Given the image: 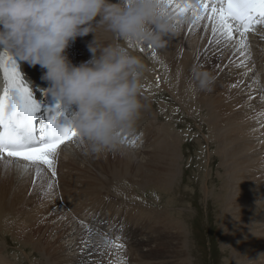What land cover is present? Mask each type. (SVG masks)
<instances>
[{
  "label": "rangeland",
  "instance_id": "374dc122",
  "mask_svg": "<svg viewBox=\"0 0 264 264\" xmlns=\"http://www.w3.org/2000/svg\"><path fill=\"white\" fill-rule=\"evenodd\" d=\"M183 19L182 21L180 20L179 23V35L183 33V26L185 25V20ZM82 42L83 41H81L79 37L73 42L76 44L75 49L78 48L81 51V59H78L80 62L75 61L73 64H80L83 61L89 60L91 57V53L88 52V44L86 45L85 41L83 44ZM114 43H119L124 47L126 46L124 39L112 32L107 42H105V45ZM147 45L149 46L150 44ZM181 45L183 46V42ZM251 47H254L253 43H250V50H254V48ZM262 48L264 51V45L258 47L261 51ZM149 49H152L153 52L155 50L154 46H151ZM70 50H66V54L71 52ZM255 51L257 50L255 49L254 52ZM263 51L262 54H264ZM189 52L191 53L192 51L190 50ZM201 57L202 59H199L200 64L197 62L194 64L192 73H199L200 68L206 67L207 70L205 69V71L211 72L215 76L212 89H216L224 66L223 58H217L216 61L210 62L207 65V54L205 53ZM259 71L263 72V69ZM262 72L260 73L263 74L264 72ZM235 75L236 74H232L230 75L232 77H227L230 79L225 78L228 81L223 78V82L225 81L226 84H224L223 88H219L223 91L220 93V91L216 89L217 93L213 96V99H218L222 103L224 100H227L226 102L228 104L223 106V108L212 105L208 106L209 103L206 102L204 105L198 107L197 113L194 114L174 99L171 93L163 89L156 92L154 97L147 98V100H151V102L147 101V107L149 104L148 108L150 110L148 108V110L143 109L146 108V106L142 104L143 108L141 114L146 118L145 120L149 121L151 118L156 130L159 127L160 134L164 135L165 141L174 137L173 140L176 142V149L172 152V155H174L171 158L176 161L174 169V175L176 177L173 175V182L166 186L157 182L155 179H153L152 182L151 175H157L155 168L157 167L155 164L157 162L154 160L155 157L153 156L155 155H152V152L148 153L151 158L153 157L152 163L140 164L144 149L131 150V153L134 151L137 156L140 154V159L138 161L134 160V163H128L130 165H126L127 162H125V164V160L121 161V159H119L120 157L108 158L107 154L105 155L103 153V155H101L102 152L95 153V155H99L103 159L105 157L108 158V161L106 160L107 164L105 163L102 165V167L105 165V168L100 169L101 172H105V174L102 172L103 174L101 176L107 181V186L99 180H94V182L93 180H89V178L93 177V173L91 174L92 171L87 170L89 167L78 158L74 161L77 163L78 168L76 169L73 167L71 170L59 167L61 162L56 159V175L53 177L51 172L45 168V170H41L40 173L43 180L42 178L39 179L38 176L35 178L36 175L27 178L29 174L26 173V175V171L21 169L19 164L13 163L15 161L3 162L1 160V264H113L114 262L108 260L110 259L109 255H112L111 253L113 251L116 252V249L121 247H123L122 251L127 256V264H180L181 261L182 263L186 261L187 264H234L233 262L237 260L234 251L239 253V247H234L230 243L231 240L227 235V233H230V226L228 225L233 224L231 221L232 217L230 218L228 215L233 214L235 211V209L229 206L231 203L230 201L233 197L236 199L244 198L245 200H250L253 195L250 194V188L248 189L249 182L255 187V191L263 188V194L261 192L259 199L264 197V181H260L259 179L261 176H264V172L256 169H248L250 164H263L264 150L261 153L257 152L249 157H244V160L242 159L245 152L248 153L255 149L258 151L261 147L260 145L264 142V134L257 137L254 136L253 139L248 141L246 147L242 148V146L238 145L240 140L246 139L247 136L250 135L253 136L256 133L254 131L261 126L243 129L264 109V102L259 106H246L247 104L245 101L229 104L230 100L233 99V90L240 84L239 79L237 80ZM242 75H239V77ZM252 75L254 74L246 76L245 80L253 81L256 77ZM257 79L258 78H256V81ZM246 81L244 83H246ZM259 86L260 90L258 94H254V97L260 95L264 100V80H259ZM219 104L222 105L221 103ZM147 111H150V113ZM221 120L223 121L221 122ZM159 141H157L156 144H160L161 141ZM235 145L237 147L236 152L233 159L230 160V157H228V155L226 156L225 149L230 147L234 148ZM147 149L149 151L151 148ZM143 155L147 156L146 154ZM118 160L120 161V163H118L119 165L117 164V162H119ZM233 161L235 163L243 161V163L239 166L233 163ZM116 164L117 167H114ZM127 166L132 169H129ZM109 172H111L110 174L112 177L109 176ZM232 172L245 174L244 179L239 178L237 180L236 178L237 184L233 186L232 183L234 179L231 176ZM120 174L122 176H120ZM141 174L142 177L140 176ZM47 175L49 177L51 176L53 181L51 178L50 180ZM70 176H72V182ZM123 176H125V178L120 179L121 177L123 178ZM145 176H147V179ZM26 178L29 179V181L33 180L32 182L35 184L29 182ZM142 178L146 179L149 184L145 180L142 181ZM139 180L144 182V184L139 182ZM137 181L138 184L136 183ZM154 181L159 184H156ZM255 181H259L258 186L257 183H254ZM70 185H72L71 188L68 187ZM115 189L118 190V193L114 195ZM93 194L97 195L95 197L91 196ZM96 198L99 202H96ZM124 199L129 200L131 203L134 201L136 203L135 207L136 205L143 204L144 208L147 209L146 212L150 211L151 218L146 219L148 221H146L142 229L141 227L138 229L137 235H135V239L132 241L125 242L128 241L126 239L127 237H121L122 242L109 241L106 239L107 237L105 235H102L105 230L102 231L100 228H106L109 231L112 230V232H115V215L112 219L115 213L113 212L114 210L112 211V208L114 209L115 205L116 207L119 205L118 208L121 210L123 203H127V205L124 206L131 207L130 202ZM218 201L219 204L217 203ZM95 202L98 203V205ZM241 204H243V202L241 203L239 200L238 203H236V209H240ZM87 209L88 211H86ZM98 210L103 213L101 214V220H99L100 215ZM125 210L129 211L128 209ZM260 210L264 211V208ZM108 211H111V213ZM96 213H98V215H96ZM154 214H158V218L154 216ZM250 214L252 215V213ZM86 220L88 221L86 222ZM257 220L264 221V217L258 218ZM98 223L99 228L97 226ZM110 223L113 224L111 225ZM227 223L228 225H225ZM72 224L74 235L71 236V238H73L74 241V246L72 247L74 250L69 252L70 254L74 253L75 255H73L75 257L69 258L67 257L69 256L67 254L68 251H63V246H65L66 242V239H64L67 233L66 231H68ZM167 224H169L168 226L170 227L169 236H166L162 228V226ZM178 226L180 228L178 233L179 236L176 237L175 228ZM262 230H264V226L250 229L243 234V237L246 242L252 241L250 237L251 234L254 232H262ZM90 231H94L98 237L96 238L95 235H91L92 232ZM117 234H119V231H117ZM164 238L167 243L169 242L167 248H165L166 244L164 245ZM147 239H151L152 241L149 242ZM178 242L179 245L177 247ZM132 243L135 246L140 244L138 248L139 251H142L141 254H144L143 256H139L140 254L137 252L138 249L137 251L135 249L129 252L128 246L132 245ZM259 243L251 249L252 253L264 247L262 240ZM134 251L135 253H133ZM150 251L155 252V254ZM178 252L179 256L176 257L175 255L176 253L178 254ZM257 262H264V258L250 261V263Z\"/></svg>",
  "mask_w": 264,
  "mask_h": 264
},
{
  "label": "bare ground",
  "instance_id": "6f19581e",
  "mask_svg": "<svg viewBox=\"0 0 264 264\" xmlns=\"http://www.w3.org/2000/svg\"><path fill=\"white\" fill-rule=\"evenodd\" d=\"M113 2H115V0H113ZM174 2L175 3H182V2H185V0H174ZM187 2H195V0H187ZM169 12L171 13L172 10L169 9ZM172 15L175 17V13H172ZM182 19L185 20V25L183 26L184 27L183 33L181 35L177 34L175 37L169 38V41H168L166 47H163V48L154 47V49H155L154 52L156 54L154 57L151 55V53L153 52L152 49H149L150 47L147 44H138V43H133L132 41H131L132 42L131 43L128 40H124V43L126 44L125 47L130 51V53L132 55L139 57L146 66V71L144 72L143 77L141 79V86H140V91H139V97H140L141 103L146 106V108H143V109L146 110L149 107V104L147 107V101L151 102V100H147V98L154 97L156 92H158L161 89L171 93L174 96V99H176L180 104L185 106V108L192 111V113H194V114L197 113L198 107H200L201 105H204L206 102L209 103L208 106L212 105L215 107L218 106L219 108H223V106H226L228 104L226 102L227 100H224V102L222 103L218 99H213V96L215 95V93H217L216 89L218 91H220V93L223 91L222 89H219L221 87L223 88L224 84H226L225 81L223 82V78L225 79L227 77H232V76H230L232 74H236L235 78L237 80L239 79L240 84L239 83L238 84L240 86L238 85L233 90V93H232L233 99L230 100L229 104L245 101L247 104L246 106H248V105L259 106L261 103H263L264 100L262 99V96L258 95V97H254V94H258V91L260 90L259 80L260 81L264 80V73H263L264 72V54H262L263 48H262V51L260 50L261 48L258 49V47H260V45L261 46L264 45V26L256 28L250 34L246 35L247 43L245 46H242L239 33H234V39L232 41H226L222 36L213 37L212 31H211V23L207 19L201 20L197 24H193V23H191L193 17H192V14L190 11L188 13H186L184 16L179 17V20L182 21ZM111 33H112V31L108 30L107 26L104 24H98L94 27V34L96 37V41L101 46L105 45V42H107V39ZM94 34L90 33L89 35H87L85 37H79V39L81 41H83L82 44L85 41L86 45H87V44H89V42H91L93 40ZM251 40H252V42H251ZM210 41H212V43H210ZM182 42H183V46L181 45ZM250 43L254 44V47H251V48H254V50L256 49L257 51L254 52V50H250ZM75 45L76 44L72 42L70 44V46L68 47V49H66V50L71 49L70 50L71 52L67 53L66 55L68 56V58L70 59V61L72 63H74L75 61L80 62L78 59H81V55H80L81 51L78 48L75 49ZM150 46H152V45H150ZM141 49H143V51H141ZM85 50L86 49L84 48V51ZM190 50L192 51L191 53L189 52ZM205 53L208 56V58H206L207 59L206 60L207 65L210 62L216 61L217 58H220V57L223 58L222 60H223L224 66H223V70L221 73V78H219V82L217 83L218 85H216L217 88L212 89V91H210V92L202 91V90H199L196 88L190 90L188 88V84L190 81L194 82L195 77L198 74L196 71H195L196 74L192 73V71L194 69V64L196 62L199 63V59L201 60L202 59L201 56ZM87 56H88V54H87ZM82 58H84V57H82ZM19 66H20V72L24 76V81H26L27 83H30L35 88H37V87L39 88L42 86H49L48 82L43 81L41 79L43 70L40 68L39 65L32 67V66L28 65L26 62H20L19 61ZM205 69H206V67H203L202 69L200 68V72L205 71ZM262 69H263V72L259 71ZM260 72H262L263 74H261ZM242 74H244V75H242ZM251 74H254L255 77L258 78L257 81H256V78L253 81L252 80H249V81L245 80L246 76H248V75L251 76ZM239 75H242V76H240L241 78L239 77ZM254 75H252V76H254ZM261 75H263V76H261ZM237 76H238V78H237ZM261 77H262V79H261ZM227 79H230V78H227ZM227 79H225V80H227ZM245 81H246V83H244ZM219 103H221L222 105H220ZM215 110H216V108H215ZM147 112L150 113V111H147ZM145 119L146 118H144L140 112L139 118L137 119V121L134 125V129L131 132H125L122 134V137H125V140L123 142H120V144L116 148L103 151L101 153V155H103V153H104L105 155L107 154L108 158H110V157L119 158L120 157L119 159H121V161L125 160L124 163L127 162V164L126 163L125 164L130 165L128 163H130V162L134 163L135 162L134 160L138 161L140 159L139 158L140 154L137 156L136 153H134V151H133V153H131V150H134V149H142L143 150L144 149V152H142V155H141V157H143V158L140 159L141 160L140 164L141 163H147V164L152 163L153 157H155L154 160H156V162H157V163H155L157 166V167H155L156 171H157V175L153 174V175H151L152 178L151 177L150 178L152 179V182H153V179H155V180H157V182L164 184L166 186V185L170 184L171 182H173L172 176L174 175V172H175L174 169H175V162L176 161H174L171 158L174 155V154L172 155V152L176 149V142L173 140L174 137L172 139H170L171 138L170 137V138H168L170 140L165 141L164 135L160 134L159 127L156 130L155 125L153 124L154 122L151 121V118L149 119V121L145 120ZM222 121L223 120H221V122ZM259 125H261V126L258 127ZM248 127L249 128H257L258 127V128L254 131L256 133L253 136L250 135V136H247L246 139L240 140L238 145L242 146V148L246 147L248 144V141L250 139H253L254 136L257 137L261 134H264V109L259 113V115L257 117H255L243 129L245 130V128L247 129ZM169 135H168V137H169ZM174 135H176V134H174ZM134 139H137L135 141V144L133 146H129L130 142L133 141ZM226 139H228V138H226ZM159 140L161 141V143L156 144L157 141H159ZM231 142H232V140H231ZM260 146L261 147L258 149V151H256V149H255V150H251L248 153L245 152L242 159L244 160V157L245 158L249 157V156L253 155V153L254 154L257 152L261 153L264 150V142ZM147 148H151V149L148 151ZM236 148L237 147L235 145L234 148L230 147V148L225 149L226 156L228 155V157H230V160L233 159V156L236 152ZM150 152H152V155H155V156H153L151 158V156L148 155V153H150ZM143 154H146L148 157L143 155ZM76 158L80 159L82 161V163H84L87 167H89L87 170L92 171L91 174L93 173V177L90 176L91 178H89V180H93V182H94V180H99L103 184H105V185L107 184V181L101 176L103 174L102 172H104V171L101 172L100 169L105 168V165H104V167H102V165L106 163V160L108 161V158L105 157L106 159L104 158L105 159L104 160L99 155H95V153H91L87 149V147L77 139V137L74 139L73 142H70L66 145H62L59 148L58 153L56 155V159H58V161L61 162V164H62V165L60 164L59 167L68 168L70 170L73 167L76 169L78 168L77 163L74 162L76 160ZM240 160H241V158H240ZM2 161L3 162H9L7 159L2 160ZM12 161H15V162H13L15 164H19L20 168L26 171L25 174L26 173L29 174V175L26 174L27 178L29 176L33 177V175H36L35 178L37 176L39 179L42 178L40 176L41 172L39 174H37L35 166L28 165L27 168H25L24 162L17 161V160H12ZM115 161H117V160H115ZM115 161H113V162L116 163ZM118 163H120V161L117 162V164ZM233 163H235V162L233 161ZM242 163H243V161L237 162L235 164L240 166ZM117 164H116V166H114L115 164L113 166L117 167ZM121 167H122V164H121ZM127 167L129 168V166H127ZM142 167H143V165H142ZM125 169H127V168H125ZM146 169H147V167H146ZM248 169L249 170L250 169L251 170L256 169V170H259V171L261 170L262 172H264V162L261 165H259V163L255 164V165L250 164ZM42 170H45V169H42ZM152 171H153V168H152ZM111 172H109V174ZM129 172H131V171H129ZM129 172H126V173H129ZM132 172L134 173L133 170H132ZM239 173L240 172H232L231 173V176L234 179L232 186L237 184L236 178H237V180L239 178L244 179L245 174H243V173L239 174ZM104 174H105V172H104ZM154 175H155V177L153 178ZM109 176H111V174ZM120 176H122V175L120 174ZM125 176H123V178L121 177L120 179H124ZM140 176L142 177V174ZM70 177H71V182H72L73 181L72 176H70ZM114 177L116 178L115 175H114ZM145 177L147 179V176H145ZM174 177H176V176L174 175ZM48 178L52 179L51 176L50 177L48 176ZM263 178H264V176H261L259 178L260 181H264ZM142 179H141L142 181H144V180L146 181V179H144V178H142ZM27 180L29 181V179H27ZM42 180H43V178H42ZM32 181H29V182H32ZM52 181H53V179H52ZM115 181H117V180H115ZM29 182H27V183H29ZM35 182H36V180H35ZM139 182H141V181L139 180ZM32 183H34V182H32ZM134 183H135V181H134ZM136 183L138 184V181ZM141 183L144 184V182H141ZM141 183H139V184H141ZM159 183H156V184H159ZM254 183H257V186H258L259 181H257V182L255 181ZM119 185H121V184H119ZM151 185L153 186L152 183H151ZM71 186L72 185H70L68 187L71 188ZM121 186H123V185H121ZM248 186H249L248 189L250 188V190H251L250 194L253 195L250 200H247V199L245 200L244 198H241V199L237 198L236 199L234 197L233 198L231 197L232 199L230 201L231 203L229 204V206H231L232 209H235V211L233 214L228 215V217H230V218L232 217L231 221L233 222V224H231V225H228V223L225 224V225L230 226V233H227V235H228L229 239L231 240L230 243L234 247L235 246L239 247V253L234 251V253H236L235 258L237 259L235 262H233L234 264H264V262L258 263L259 261L257 263H250L251 260H257V259L264 258V256H259L261 253H264V247L258 251H255L254 253L251 252V249L257 243L261 242V240H262V243L264 244V241H263L264 230H262V232H254L253 234H251L250 237L252 238V241L246 242L245 238L243 237V234L246 231L253 229V228H256V227H259V226H264V221L257 220L258 218L264 217V211L260 210L261 208H264V199H263L264 197L259 199V195L261 194V192L263 194V188L255 191V189H254L255 187H253L251 182L248 183ZM159 190H160V187H159ZM161 190H162V188H161ZM115 191H116V193H115ZM115 191H114V195L118 193V190L115 189ZM96 195L97 194H93L91 196L95 197ZM95 200H96V202H99V200L97 201V198ZM124 200L130 202L127 199H124ZM239 200L241 201V203L243 202V204H241L240 209H238V208L236 209V203H238ZM132 202L133 203L130 202L131 207L130 206H127V207L124 206V205H127V203L124 204L122 202L123 206L120 204L122 206L121 210L118 208L119 205H118V207H116V205H115L114 209L112 208V211L114 210L113 212L115 213V214H113V217H112V219H113L114 215H115V218H114L115 219V232L117 234V231H119V234L122 235L121 237H123V238L127 237L126 239L128 241H125V242H130L133 239H135L134 237H135V235H137L138 229H140V227L142 229L144 224L146 223V221H148L146 219L151 218L150 217V211L146 212L147 209L144 208L143 204L136 205V207H135L136 203L134 201H132ZM221 202H224V201H221ZM217 203L219 204V201ZM96 204L98 205V203H96ZM132 204H133V206H132ZM221 205H222V203H221ZM108 207H110V206H108ZM99 209H101V208H99ZM125 209H128L129 211H126ZM98 211H96V212H98ZM108 212L111 213V211H108ZM151 212H153V211H151ZM250 213H252V215ZM96 215H98V214L96 213ZM157 215L154 214V216H157ZM157 218H158V216H157ZM86 221H88V220H86ZM113 223H114V221H113ZM168 225L169 224L162 226V228L165 231L166 236L170 235L169 234L170 233L169 232L170 227ZM175 229H176V235L175 236L178 237L179 236L178 233H179L180 228L178 226ZM66 232L67 233L65 234L64 239H66V242H69V243L65 242V246H63V251H68V253L66 252L69 255L67 257L73 258V256L75 254L74 253H73L74 255L72 253L70 254V252H72L74 250V249H72V247L74 246V243H73L74 241H73V238H71V236L74 235L73 234L74 233L73 224L69 227L68 231H66ZM90 232H92L91 235H95L96 238L98 237V235L95 234L94 231H90ZM147 240L149 242L152 241L151 239H147ZM164 240H165L164 245L166 244L165 248H167V244L169 242L167 243L165 238H164ZM159 241H160V239H159ZM178 245H179V242L177 243V247H178ZM139 246H140V244H137L135 246L132 243V245L128 246L129 252H132L135 249L137 251V249H138L137 252H138V254H140L139 256H143L144 254H141L142 251H139V248H138ZM122 250H123V247L117 248L116 252L113 251L111 253L112 255L108 254L110 257V259H108V260L109 261L111 260V262H114L113 264H127L126 263L127 256L123 253ZM152 251H150V252L155 254V252H152ZM157 252H158V250H157ZM133 253H135V251ZM175 256L178 257L179 252H178V254L176 253ZM140 258H142V257H140ZM0 264H1V262H0ZM180 264H187V263H186V261H183V263L181 261Z\"/></svg>",
  "mask_w": 264,
  "mask_h": 264
},
{
  "label": "clouds",
  "instance_id": "9594fccd",
  "mask_svg": "<svg viewBox=\"0 0 264 264\" xmlns=\"http://www.w3.org/2000/svg\"><path fill=\"white\" fill-rule=\"evenodd\" d=\"M98 24L124 40L157 48L180 31L163 0H0V50L40 66L47 92L73 110L77 139L91 153L116 148L122 134L134 129L146 71L143 61L119 43L99 45ZM90 33V59L73 64L66 49ZM214 82L211 72L202 71L188 88L210 92Z\"/></svg>",
  "mask_w": 264,
  "mask_h": 264
},
{
  "label": "snow or ice",
  "instance_id": "6c2138e0",
  "mask_svg": "<svg viewBox=\"0 0 264 264\" xmlns=\"http://www.w3.org/2000/svg\"><path fill=\"white\" fill-rule=\"evenodd\" d=\"M163 3L167 11L171 9V14L175 13L178 24L179 17L190 11L191 23L207 19L213 37L222 36L226 41H232L234 33H239L242 46L247 43L249 30L264 23V0H185L182 3L163 0ZM0 69L5 83L0 94V160L22 161L25 168L33 165L37 174L46 168L54 177L59 146L76 137L77 132L71 121L58 123L64 116L59 104L54 109L42 110L24 83L16 60L6 52L0 53Z\"/></svg>",
  "mask_w": 264,
  "mask_h": 264
},
{
  "label": "built area",
  "instance_id": "2783aa9c",
  "mask_svg": "<svg viewBox=\"0 0 264 264\" xmlns=\"http://www.w3.org/2000/svg\"><path fill=\"white\" fill-rule=\"evenodd\" d=\"M111 241V240H110Z\"/></svg>",
  "mask_w": 264,
  "mask_h": 264
}]
</instances>
